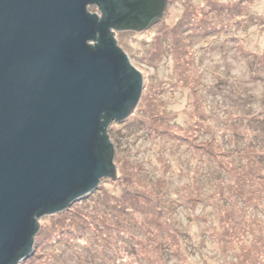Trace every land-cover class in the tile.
I'll return each mask as SVG.
<instances>
[{
  "label": "rangeland",
  "instance_id": "374dc122",
  "mask_svg": "<svg viewBox=\"0 0 264 264\" xmlns=\"http://www.w3.org/2000/svg\"><path fill=\"white\" fill-rule=\"evenodd\" d=\"M241 1L115 32L143 81L108 127L115 177L40 217L18 264H264V0Z\"/></svg>",
  "mask_w": 264,
  "mask_h": 264
},
{
  "label": "water",
  "instance_id": "95a60500",
  "mask_svg": "<svg viewBox=\"0 0 264 264\" xmlns=\"http://www.w3.org/2000/svg\"><path fill=\"white\" fill-rule=\"evenodd\" d=\"M165 3L0 0V264L31 254L40 217L115 177L108 127L143 81L114 34L149 27Z\"/></svg>",
  "mask_w": 264,
  "mask_h": 264
},
{
  "label": "trees",
  "instance_id": "16d2710c",
  "mask_svg": "<svg viewBox=\"0 0 264 264\" xmlns=\"http://www.w3.org/2000/svg\"><path fill=\"white\" fill-rule=\"evenodd\" d=\"M246 1L247 0H242L241 1V3L243 4V3H246ZM227 8V7H226ZM223 9H225V8H223ZM225 10H228V9H225ZM229 12H230V10H229ZM233 16H235V15H233ZM204 22H206V21H204ZM202 23H200V25H201ZM198 26H199V24H198ZM189 80V79H188ZM191 83V82H190ZM192 84V83H191ZM96 198V197H95ZM89 201V200H88ZM158 232H159V234L160 235H162V232H161V230H159V228H158V230H157ZM168 244H165V242L164 243H158V247H159V249H160V253L158 252V255H160V257H163V253L164 252H162V249H164V247H165V249L168 247L167 246ZM164 246V247H163ZM163 247V248H162ZM162 248V249H161ZM169 249V248H168ZM175 255L176 256H174V254L172 255L173 257H177V254H176V252H175ZM177 259H178V257H177Z\"/></svg>",
  "mask_w": 264,
  "mask_h": 264
}]
</instances>
